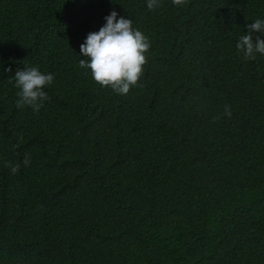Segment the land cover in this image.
<instances>
[{
    "label": "trees",
    "instance_id": "1",
    "mask_svg": "<svg viewBox=\"0 0 264 264\" xmlns=\"http://www.w3.org/2000/svg\"><path fill=\"white\" fill-rule=\"evenodd\" d=\"M114 10L151 45L126 96L80 67ZM258 18L264 0H0V264H264V56L236 48ZM31 66L54 74L38 112L10 79Z\"/></svg>",
    "mask_w": 264,
    "mask_h": 264
},
{
    "label": "clouds",
    "instance_id": "2",
    "mask_svg": "<svg viewBox=\"0 0 264 264\" xmlns=\"http://www.w3.org/2000/svg\"><path fill=\"white\" fill-rule=\"evenodd\" d=\"M171 2L180 7L186 0ZM158 6L159 0H147L149 10ZM246 27L247 32L239 37L236 48L245 60H255L257 54L264 56V19L258 18ZM150 47L148 38L133 27V22L114 10L105 17V24L98 31L89 33L80 45L79 55L85 58L80 60V67L89 71L99 86L126 96L143 74ZM5 71L11 72V69ZM10 79L18 90L17 107H29L38 112L48 100L45 89L54 83V74H46L38 66H31L17 70ZM225 114L230 116V110L226 108ZM24 164H29L27 157ZM9 167L13 174L19 170V165Z\"/></svg>",
    "mask_w": 264,
    "mask_h": 264
}]
</instances>
